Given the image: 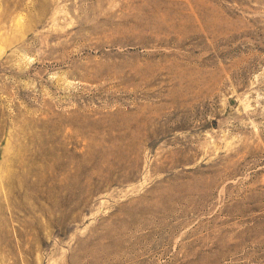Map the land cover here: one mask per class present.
<instances>
[{
  "label": "rangeland",
  "instance_id": "obj_1",
  "mask_svg": "<svg viewBox=\"0 0 264 264\" xmlns=\"http://www.w3.org/2000/svg\"><path fill=\"white\" fill-rule=\"evenodd\" d=\"M0 264H264V0H0Z\"/></svg>",
  "mask_w": 264,
  "mask_h": 264
},
{
  "label": "bare ground",
  "instance_id": "obj_2",
  "mask_svg": "<svg viewBox=\"0 0 264 264\" xmlns=\"http://www.w3.org/2000/svg\"><path fill=\"white\" fill-rule=\"evenodd\" d=\"M136 33L132 29L123 28H116L105 33L99 27H91L87 34L80 37L79 46L71 48L68 54L86 58L88 64H84L82 68L93 76L128 78L138 75L142 69L135 63L149 61L151 52L147 49L143 50L144 53L137 51L138 48L143 49L146 45L139 40L140 34L138 36ZM145 33L148 34V32ZM67 48L69 47L66 46L65 49Z\"/></svg>",
  "mask_w": 264,
  "mask_h": 264
}]
</instances>
